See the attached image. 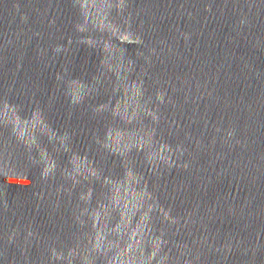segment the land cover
I'll return each instance as SVG.
<instances>
[{"label":"water","instance_id":"1","mask_svg":"<svg viewBox=\"0 0 264 264\" xmlns=\"http://www.w3.org/2000/svg\"><path fill=\"white\" fill-rule=\"evenodd\" d=\"M75 0H0V264H78L69 143Z\"/></svg>","mask_w":264,"mask_h":264}]
</instances>
